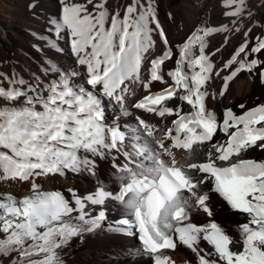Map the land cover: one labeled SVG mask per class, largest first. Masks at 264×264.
Segmentation results:
<instances>
[{"label":"snow or ice","instance_id":"6c2138e0","mask_svg":"<svg viewBox=\"0 0 264 264\" xmlns=\"http://www.w3.org/2000/svg\"><path fill=\"white\" fill-rule=\"evenodd\" d=\"M57 3L48 20L55 39H44L59 53L67 50L73 63L49 60L29 79L0 72V264H63L61 252L72 240L106 219L108 201L122 209L109 231L139 241L129 259L176 264L164 253L180 244L194 255L183 264H264V160L244 155L264 151V102L220 114L207 103L223 97L241 72L258 74L264 84V22L253 19L248 0H222L228 23L197 26L178 44L161 24L157 0L113 9L109 0ZM28 7L36 9L38 0ZM254 28L258 35H251ZM241 32L243 42L217 65L213 57L230 36L211 52L207 38ZM166 62L174 67L165 71ZM214 80L220 87L210 91ZM154 82L164 87L153 92ZM178 151L186 155L177 159ZM97 160L114 170L115 190L97 180L87 194L68 188L66 195L39 182L68 173L95 177ZM8 182L28 187L16 194ZM213 193L243 217L235 236L214 218ZM193 211L208 222L192 223Z\"/></svg>","mask_w":264,"mask_h":264},{"label":"bare ground","instance_id":"6f19581e","mask_svg":"<svg viewBox=\"0 0 264 264\" xmlns=\"http://www.w3.org/2000/svg\"><path fill=\"white\" fill-rule=\"evenodd\" d=\"M130 0H109L108 7L113 9L119 3H127ZM30 0H0V72L11 74L19 73L25 79H29L32 73L41 74L42 67L51 60L60 66L67 67L73 63L71 55L65 50L59 53L48 47L44 37L55 39L49 32V18L58 12L57 0H38V7L30 10L28 5ZM249 5L256 13L253 19L264 22V2L262 0H248ZM158 16L164 27L169 40L173 44L181 42L187 34L197 26L208 23L209 25H220L228 23L222 13L224 11L222 0H157ZM171 13V17L169 16ZM32 16V17H31ZM249 22L245 20V24ZM259 29L254 28L251 35L259 34ZM225 35H229L228 44L222 48L221 52L213 57L215 63L219 65L227 60L233 53L236 46L243 42V33H216L207 38L208 49L211 52L220 48L224 44ZM13 46V49H11ZM61 47H65L61 43ZM160 43L157 41L156 48L152 49V54H160ZM11 55L7 58L8 52ZM174 67L173 62H166L165 71ZM141 75L148 78L147 66L142 69ZM51 78V77H49ZM165 79H168L165 76ZM221 81L214 80L209 86V90H218ZM164 85L154 82L152 91L160 90ZM144 92L139 87L136 88V95L140 97ZM264 101V84L261 83L259 75L248 72H241L233 81L223 97L213 99L209 97L207 103L209 108L214 109L218 114L222 113L226 107H232L239 113L236 107L240 103H246L248 107L254 106ZM132 103V99H129ZM177 101L172 100L169 106H173ZM188 106L185 105L187 109ZM115 108L109 106V112H114ZM137 115L144 116L154 123L159 122L158 118L150 114L137 111ZM127 119V118H126ZM171 119V118H168ZM217 139H223L222 134ZM204 149L198 151L197 155H203ZM177 159L183 158L186 154L178 151ZM246 158L258 157L264 159V151L250 150L244 154ZM98 168L95 177L87 174L68 173L65 176L50 175L42 178L45 189L61 190L67 195V189L73 188L78 193L87 194L95 188V181L103 182L109 190H115L117 184L114 170L106 161L97 160ZM7 187L13 193L19 194L27 189L26 184H12L8 182ZM207 190V189H205ZM210 204L214 207V218L217 222L229 227L231 235L235 236L234 228L237 223L242 222L243 217L238 213L229 210L226 203L217 194H212ZM99 209H97L98 211ZM106 219L100 226L92 232L84 233L80 238H74L72 242L61 252L63 264H151L147 255L132 256L140 247L139 241L130 234H117L109 231V225L121 218L122 209L117 202L108 201L104 206ZM191 222L203 225L208 222V218L202 212L193 211ZM202 248H208L206 242L201 243ZM168 255L176 262L183 264L185 261L194 259L193 253L187 247L178 244L175 250H166Z\"/></svg>","mask_w":264,"mask_h":264},{"label":"rangeland","instance_id":"374dc122","mask_svg":"<svg viewBox=\"0 0 264 264\" xmlns=\"http://www.w3.org/2000/svg\"><path fill=\"white\" fill-rule=\"evenodd\" d=\"M31 17H32V16H31ZM11 49H13V46H11ZM10 55H11V51L8 52V54H7L6 57L8 58ZM251 158H252V157H251ZM252 159L264 160V159H262V158L259 159L258 157H253Z\"/></svg>","mask_w":264,"mask_h":264}]
</instances>
